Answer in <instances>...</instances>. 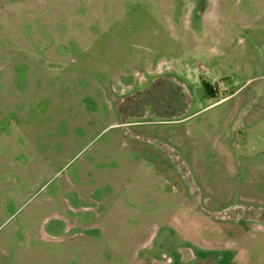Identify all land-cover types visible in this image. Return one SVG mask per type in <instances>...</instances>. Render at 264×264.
Listing matches in <instances>:
<instances>
[{
    "label": "rangeland",
    "instance_id": "1",
    "mask_svg": "<svg viewBox=\"0 0 264 264\" xmlns=\"http://www.w3.org/2000/svg\"><path fill=\"white\" fill-rule=\"evenodd\" d=\"M0 264H264V0H0Z\"/></svg>",
    "mask_w": 264,
    "mask_h": 264
},
{
    "label": "trees",
    "instance_id": "2",
    "mask_svg": "<svg viewBox=\"0 0 264 264\" xmlns=\"http://www.w3.org/2000/svg\"><path fill=\"white\" fill-rule=\"evenodd\" d=\"M204 89H205L208 97L214 98L216 96L215 95L216 92L214 91V89L210 85L204 84Z\"/></svg>",
    "mask_w": 264,
    "mask_h": 264
}]
</instances>
